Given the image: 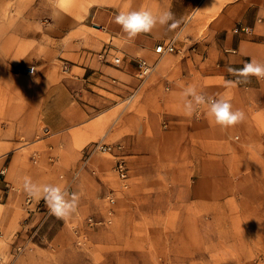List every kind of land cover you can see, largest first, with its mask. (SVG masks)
<instances>
[{
  "label": "rangeland",
  "instance_id": "374dc122",
  "mask_svg": "<svg viewBox=\"0 0 264 264\" xmlns=\"http://www.w3.org/2000/svg\"><path fill=\"white\" fill-rule=\"evenodd\" d=\"M92 1L0 0V143L23 157L29 164L21 163L27 178L38 185H44L39 182L43 179L66 190L67 178L60 174L68 166L39 165L42 155L35 149H45L36 145L43 134L41 100L57 77L74 89L77 79L72 67L84 61L79 62L72 43L87 36L83 23ZM115 55L121 57L119 52ZM182 63L181 58L172 62L178 70L174 77L181 76ZM31 66L35 71H25ZM155 75L148 77L149 82L156 80ZM127 86L126 97L95 117L110 119L93 139L121 140L127 147L128 188L120 187L105 154L100 157L102 170L107 171L103 182L84 174L77 185L80 216L45 218L42 210L37 211L39 216L23 219L28 227L26 248L15 259L7 254L4 260L15 264H264V151L254 145L255 138L242 149L234 129L229 136L207 142L190 138L189 127L196 129L195 121L201 119L185 115L182 106H176L167 127L162 115L145 120L135 113L125 117V109L139 108L140 96L134 84L129 81ZM254 121L264 130V117L257 115ZM11 138L13 143L5 142ZM8 172L0 169L1 197L14 206L27 193L22 183L6 184ZM106 190H115L117 214L109 225L86 228V245H77L75 227L85 228L88 215L102 217ZM4 244L0 237V255L7 251Z\"/></svg>",
  "mask_w": 264,
  "mask_h": 264
},
{
  "label": "crops",
  "instance_id": "0c3cea01",
  "mask_svg": "<svg viewBox=\"0 0 264 264\" xmlns=\"http://www.w3.org/2000/svg\"><path fill=\"white\" fill-rule=\"evenodd\" d=\"M140 9L151 10L154 14L170 10L180 24L175 29L158 24L151 32L130 39L115 22V16L120 11ZM84 19L83 26L88 28L86 38L76 45L72 43V47L77 48L79 62L84 61V64L72 67L77 79L74 89L68 88L67 82L57 77L55 86L42 98L43 134L36 145L45 146V149H35L41 152V167L68 166L60 174L62 179L67 178L66 191L77 192L80 189L77 185L84 174L103 182V174L107 171L102 170L100 157L106 156V153L95 152L86 166L83 165L84 159L89 147L96 141L93 138L108 126L110 119L105 116L102 120H95V117L106 113L119 99L128 95L126 86L129 81L134 84L136 95L140 93L137 98L139 108L131 111L125 109V117L135 113L145 120L147 116L158 118L162 115L164 127H167L170 118L175 115L176 106L183 108L181 93L186 87L194 86L206 91L204 93L209 96L229 100L234 110L244 111L246 118L242 123L223 128L215 124L207 108L203 107L199 116H191L201 120L195 121L196 129L192 125L189 127L190 138L193 136L201 139V142H207L208 139L229 136L231 129H234L238 132V145L241 149L246 144H252L255 138L254 145L264 151V130L255 125L254 121L257 115L264 117V79L252 76L247 83H228L236 80L228 72L229 67L241 68L250 60L264 63V0H95L87 6ZM241 26H249L252 31H235V28ZM169 41H173L180 51L159 57L155 47ZM86 43L89 46H85ZM101 52L103 58L99 56ZM117 52L121 57L115 55ZM115 57L120 58L119 62L114 61ZM139 57L154 65L152 73L147 76L155 73L154 82H149L151 76L145 81L138 78L139 65L136 58ZM178 58L183 62L179 68L181 76L174 77L178 70L172 62ZM166 85L169 89H166ZM53 94L55 97L51 99ZM99 140L123 143L121 140ZM5 142L13 143L14 138ZM4 147L0 143V169L5 168L10 175L6 184H24L28 176L21 163H24V167L29 164L11 146ZM123 153L128 158L125 145ZM46 155L53 156L54 160L46 158ZM109 161L112 168L114 160L110 155ZM93 167L97 169V175L91 173ZM32 182L37 183L34 180ZM39 182L47 184L43 179ZM3 185L0 181V205L3 206L0 209V237H4L3 248L7 251L0 255V263L8 264L10 260H4L3 257L7 254L13 256L16 246L24 243L28 237L26 218L32 219L40 213L33 210L32 204L29 206L31 211H27L25 199L15 204L17 207L13 206L10 199L3 200ZM102 201L103 207L100 210L104 216L107 206L104 196ZM114 210L116 215V205ZM75 215L80 216L79 210ZM20 218L26 220L21 222Z\"/></svg>",
  "mask_w": 264,
  "mask_h": 264
},
{
  "label": "clouds",
  "instance_id": "9594fccd",
  "mask_svg": "<svg viewBox=\"0 0 264 264\" xmlns=\"http://www.w3.org/2000/svg\"><path fill=\"white\" fill-rule=\"evenodd\" d=\"M115 22L121 26L122 31L130 39L141 33L151 32L158 24L167 25L170 29H175L180 24V21L175 19L170 10L154 14L148 9L120 11L115 16ZM228 72L236 77L235 81H228L229 84L247 83L252 76L257 79H264V63L250 60L244 63L241 68L229 67ZM181 99L185 115L192 116L201 107H206L208 115L214 119L215 124L223 128L242 123L246 118L244 111L234 110L229 100L224 97H206L199 93L194 86L186 87L181 93ZM23 187L29 197L43 199L49 213L58 219L68 220L77 212L79 201L77 192L69 193L60 186L53 184L38 185L27 177Z\"/></svg>",
  "mask_w": 264,
  "mask_h": 264
},
{
  "label": "built area",
  "instance_id": "2783aa9c",
  "mask_svg": "<svg viewBox=\"0 0 264 264\" xmlns=\"http://www.w3.org/2000/svg\"><path fill=\"white\" fill-rule=\"evenodd\" d=\"M241 30L243 32L249 33L252 31V28L249 26H241V27H237L235 28V31ZM180 49L176 48L173 41H169L166 43H160L155 47V52L158 53L159 57L168 54V53H174V52H179ZM100 58L104 57L103 52H101L99 54ZM120 58L119 57H115L114 61L115 62H119ZM137 62L139 65L138 68V76L142 79L146 78L149 74L152 73L153 69H154V65L149 64L144 58H137ZM33 67H27L25 69V71H27L28 73L33 72ZM166 89H169V86L166 85ZM204 94L206 97H212L215 98L213 96H209L205 93ZM203 107H201L199 109V111L196 114V116L200 115L201 109ZM123 149H124V145L121 142H115V143H109V142H105L103 140H97L95 142L92 143V145L89 147L87 153H86V157L84 159V166L89 164V159L90 156L92 154H94L95 152L98 153H106L109 154L110 156L113 157L114 163L112 166V170L114 171V173L116 174L117 178L119 179L120 182V187L122 189H126L128 188L129 185V166H128V161L126 158V154L123 153ZM34 162L38 161V154L34 153L33 157H32ZM50 160H54L53 156L50 157ZM5 170H2L1 172H4ZM91 173L94 175H97V169L96 168H91L90 169ZM105 200L107 202V207L105 210V215L99 218H96L93 215H88L84 218V224H85V228L84 227H79L76 226L75 227V234H76V244L79 246H85L87 241H88V232L86 228L89 227H94V226H106L112 223L113 220V216L115 214V210H114V205L116 202V193L115 190H108L105 194ZM25 203L27 205V211H31V207H29L31 204L33 205V210L34 211H42L43 210V214L44 217L46 218L47 215H49V210L48 207H44L46 205L44 200H35L33 197H29L28 195H26L25 197ZM38 229V228H37ZM26 248V244H20L18 246H16L15 251L13 252V259H15L17 256H19L20 254H22V252L25 250ZM1 264V263H0ZM8 264H15L14 261L10 262Z\"/></svg>",
  "mask_w": 264,
  "mask_h": 264
}]
</instances>
